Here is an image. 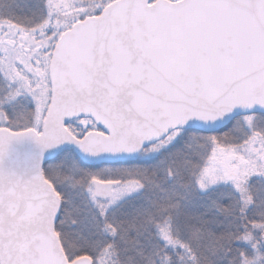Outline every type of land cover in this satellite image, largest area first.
Returning <instances> with one entry per match:
<instances>
[{"label":"snow or ice","instance_id":"obj_1","mask_svg":"<svg viewBox=\"0 0 264 264\" xmlns=\"http://www.w3.org/2000/svg\"><path fill=\"white\" fill-rule=\"evenodd\" d=\"M0 264H264V0H0Z\"/></svg>","mask_w":264,"mask_h":264}]
</instances>
